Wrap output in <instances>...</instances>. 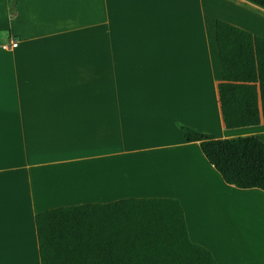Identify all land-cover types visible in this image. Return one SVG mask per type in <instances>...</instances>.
<instances>
[{
	"label": "crops",
	"instance_id": "1",
	"mask_svg": "<svg viewBox=\"0 0 264 264\" xmlns=\"http://www.w3.org/2000/svg\"><path fill=\"white\" fill-rule=\"evenodd\" d=\"M246 5L0 0V264H41L42 212L152 198L181 203L217 264H264V191L226 184L181 131L264 140L225 128L217 90V21L264 37Z\"/></svg>",
	"mask_w": 264,
	"mask_h": 264
},
{
	"label": "trees",
	"instance_id": "2",
	"mask_svg": "<svg viewBox=\"0 0 264 264\" xmlns=\"http://www.w3.org/2000/svg\"><path fill=\"white\" fill-rule=\"evenodd\" d=\"M243 1L264 12V0ZM15 10L11 6V14ZM216 41L225 128L264 124V37L218 20ZM181 131L187 142L200 143L226 184L264 191L261 137L217 139L185 126ZM35 222L41 264H217L191 240L183 207L173 198L60 207L36 215Z\"/></svg>",
	"mask_w": 264,
	"mask_h": 264
},
{
	"label": "rangeland",
	"instance_id": "3",
	"mask_svg": "<svg viewBox=\"0 0 264 264\" xmlns=\"http://www.w3.org/2000/svg\"><path fill=\"white\" fill-rule=\"evenodd\" d=\"M245 7H247L248 9L254 12L255 19L253 22L256 26L259 27L258 28L259 31H262L261 33L264 34V12L261 10H258L257 8L248 7L247 5Z\"/></svg>",
	"mask_w": 264,
	"mask_h": 264
},
{
	"label": "built area",
	"instance_id": "4",
	"mask_svg": "<svg viewBox=\"0 0 264 264\" xmlns=\"http://www.w3.org/2000/svg\"><path fill=\"white\" fill-rule=\"evenodd\" d=\"M19 45V42L14 40L10 42V45H3L2 48H6V49H14L17 48Z\"/></svg>",
	"mask_w": 264,
	"mask_h": 264
}]
</instances>
